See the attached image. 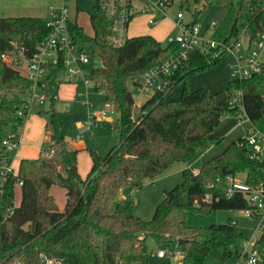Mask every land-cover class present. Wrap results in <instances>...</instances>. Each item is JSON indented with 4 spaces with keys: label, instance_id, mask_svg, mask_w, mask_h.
Listing matches in <instances>:
<instances>
[{
    "label": "trees",
    "instance_id": "16d2710c",
    "mask_svg": "<svg viewBox=\"0 0 264 264\" xmlns=\"http://www.w3.org/2000/svg\"><path fill=\"white\" fill-rule=\"evenodd\" d=\"M181 4L226 9L215 36L227 44L243 34L253 39L264 30V0H182ZM95 7L96 14L91 17L93 35L86 34L72 20L68 21V29L77 51L102 60V65L92 69L88 77L118 113L111 123L118 132V144L104 157L90 150L91 170L86 178L80 175L77 150L68 148L61 133L63 122L54 108L65 67L62 62L46 65L43 94L52 106L39 115L46 120L50 142L42 146L38 158L23 159L16 175H7L4 180L0 176V264H13L15 260L42 264L41 254L63 259L61 264H115L118 259L149 264L148 240L161 247L186 240L180 246L181 264H204L218 248L225 257L239 253L246 238L237 223L196 228L188 225L187 215L191 210L246 208L242 195L226 196L229 175H241L250 185L264 181V161L250 158L245 138L232 142L197 173L185 169L183 183L165 192L151 221L134 216L131 196L122 198L114 211L110 207L122 188L140 189L146 179L161 176L175 163L191 162L218 144L220 139L213 132L223 117H246L264 129V71L230 82L228 90L243 93L244 113L228 100L219 107L216 94L191 89L189 80L225 56L213 58L196 53L172 76L170 90L184 83L178 100H167L168 92H159L137 108L129 83L172 57L178 46L143 35L115 48L108 42L111 21L97 1ZM49 31L46 21L39 17L0 16V167L8 166L11 159V151L2 141L24 124L19 111L35 89L33 80L7 66L1 55L13 50L14 45L25 47L32 55ZM18 182H22V197L16 206ZM54 185L66 191L62 211L50 193ZM257 246L260 259L255 264H264V234Z\"/></svg>",
    "mask_w": 264,
    "mask_h": 264
},
{
    "label": "built area",
    "instance_id": "2783aa9c",
    "mask_svg": "<svg viewBox=\"0 0 264 264\" xmlns=\"http://www.w3.org/2000/svg\"><path fill=\"white\" fill-rule=\"evenodd\" d=\"M96 1L111 21L108 42L115 48L123 47L131 38L129 34L130 25L137 17L145 16L147 25L156 26L162 20L167 19L168 10L175 2V0ZM69 20L68 1L61 0L60 7H50V17L45 20L50 31L48 36L37 46L36 52L28 55V50L25 47L14 45L13 50L1 55L7 66L18 70L22 75L32 79L35 84L33 95L24 109L19 111V115L24 118L27 117L32 105L43 104L45 101L44 96L36 95V89L39 87L43 90L45 87L46 65L62 62L65 67L62 81L67 77L71 82L80 78L85 80L86 85L92 82L88 77L89 73L81 69L82 65L89 63L90 56L77 51L68 29ZM217 29L218 26L215 22L208 24L205 28L197 26L194 21L186 23L184 14L178 12L173 21L175 34L166 36V44L177 45L178 51L161 64L154 66L140 76L134 77L130 82L134 93L148 99L156 93L169 92L172 88V76L189 61L191 55L196 53L210 55L213 58L232 55L234 63L231 67L234 70L235 80L238 81H243L264 71V30L253 39L249 35L243 34L237 41L227 44L216 38ZM22 71H25L26 74H23ZM99 92L104 95L103 91ZM228 101L244 113L241 90L230 89ZM107 107H111V104L108 103ZM102 115L104 114L100 111L89 114L87 126L90 127ZM247 120L249 125L248 134L245 137V147L251 159L264 161V129L254 126L249 119ZM16 136V133H9L2 141L3 146L11 152L19 146ZM197 172L194 171V173ZM10 174H14V172L9 165L0 167L2 180ZM226 181L228 185L226 196L232 198L236 194H240L244 197L246 208L240 211L254 223L255 232L260 233L259 236H253L250 241L247 239L244 241L243 247L238 253V264H255L260 259L257 242L264 234V181L250 185L241 175H229ZM18 183L22 185V182ZM207 202L210 203L209 197ZM40 257L42 264H61L63 261V259H56L46 254H41ZM177 257L181 258L178 242L174 246L160 247L156 251L150 252L149 264H152V259H156L154 264H172V259ZM13 264L25 263L21 260H15ZM115 264L139 263H128L118 259Z\"/></svg>",
    "mask_w": 264,
    "mask_h": 264
},
{
    "label": "rangeland",
    "instance_id": "374dc122",
    "mask_svg": "<svg viewBox=\"0 0 264 264\" xmlns=\"http://www.w3.org/2000/svg\"><path fill=\"white\" fill-rule=\"evenodd\" d=\"M69 9V18L72 21L77 22L81 26L85 33L88 35L94 34V29L91 22V17L96 14V0H67ZM182 0H175L174 4L168 10L166 24L163 34L159 38H162L161 42L166 44L167 32L172 29V23L178 12L184 14V21L186 23L196 22V25L205 28L208 24L215 22L219 27L226 16V9L217 6H205L191 4L190 6L182 7ZM20 4L23 7L35 8L43 10L41 13L42 19L48 20L50 17V7L58 8L61 5V0H21ZM79 7V10L77 9ZM137 21L132 22L130 25V36L134 33L140 32L141 24L147 19L145 16H139ZM135 19V20H136ZM154 28L155 26H149ZM134 28V29H133ZM169 34H175L172 29ZM234 63L232 55L225 56L222 61L217 65L202 70L193 75L189 80V86L193 90L207 89L211 93L216 94L217 106H222L224 102L228 100V88L230 82L235 80L233 73L234 70L231 67ZM102 65L101 58L97 56L89 57V63L82 65L86 73H89L92 69L100 67ZM26 74L25 71H22ZM75 85L78 88L77 97L73 101L64 100L56 93V102L54 104L55 110L59 113V119L63 122L62 135L69 143L74 139V136L82 133V141L87 144L89 150H95L101 157H104L115 145L118 144V132L111 128V122H108L106 118L111 117L114 120L118 118V113L114 107H107L106 97L97 91L94 87V83L90 82L85 84L83 78L78 79L75 82H71L68 78H64L60 84L62 86ZM184 83H178L167 94V100H178L181 97ZM129 89L133 93L136 107L139 108L141 104L146 101L145 96H138L133 91V86L129 83ZM59 90V89H58ZM58 94V95H57ZM36 95L39 97L44 96L43 90L39 87L36 89ZM51 104L45 99L43 104H34L30 107V113L36 109L48 111L51 108ZM102 112L99 119L100 123L92 125L91 130L87 126L88 114H94L95 112ZM112 121V122H113ZM248 120L243 117L237 116H225L221 119V123L213 132V136L219 138L220 141L215 146L211 147L207 152L202 155H197L191 162H178L172 165L164 174L155 179H146L143 183V187L136 189L130 186L122 188L115 202L111 205L110 210L114 211L117 203L122 199L120 196H131L134 199L133 214L136 218L143 221H151L157 206L164 200L165 192L170 191L176 186L180 185L184 181L183 171L185 169H200L202 165L221 154L232 142L237 141L240 138H245L248 134ZM21 128V127H20ZM68 145V144H67ZM13 154V153H12ZM52 196L58 206V203L62 204L64 201V190L60 186L54 185L52 187ZM21 200V188L17 183L15 187V202L19 204ZM229 221H236L237 226L243 232L245 238L250 241L253 236H259L260 233L255 232L254 223L246 218L242 211L231 210H213L208 212H198L191 210L187 215V223L191 227L207 228L211 225H222ZM148 246L151 252L156 251L161 247L153 240H148ZM156 262V259H152V264ZM239 255L233 253L231 257H225L222 249H214L204 264H238ZM172 264H181V258H173Z\"/></svg>",
    "mask_w": 264,
    "mask_h": 264
},
{
    "label": "crops",
    "instance_id": "0c3cea01",
    "mask_svg": "<svg viewBox=\"0 0 264 264\" xmlns=\"http://www.w3.org/2000/svg\"><path fill=\"white\" fill-rule=\"evenodd\" d=\"M20 1L21 0H0V16H3V17L30 16V17L42 18L41 13L44 12L43 10L41 11L35 8H27L26 6L23 7L24 5L20 4ZM135 21H137V19L134 20L133 22ZM165 24H166V19L162 20L154 28H149L145 20L141 24L140 32L134 33L133 35H131V38L137 37V36H143V35H150L161 42L162 38H159L158 35L161 36L163 32L165 31L164 30ZM172 29H173V23H172ZM172 29H170L167 33L169 34ZM58 89L59 90H57V93L59 94V97L61 96V98L64 100L73 101V99L77 97L78 88L73 84H70V86H65L63 88L62 86L61 87L59 86ZM40 111L42 110L36 109L33 113L32 112L30 113V109H29V112H28L27 117L25 118L24 124L21 126L18 132H16L17 134L16 137L19 141V146L16 150L11 152V159L9 161V166L12 168L15 175L18 173L20 163L23 159L38 158L41 152L42 146L50 142V135L49 133H47V130H46L47 123H46V120L39 115ZM99 119L95 120L92 125H96L97 123H100ZM106 120L111 123L113 121L111 117L106 118ZM92 125L89 127L90 130H91ZM82 138H83L82 133L75 135L74 139L71 140L69 143H67L68 144L67 146L71 150H77L78 171L83 178H86V176L89 174L91 167H92V159L90 156V150L88 149L87 144L82 141ZM194 171H199V169H194L193 172ZM19 186L21 188V197H22V187L21 185ZM52 187L50 189L51 195H52ZM64 196L65 197H64V201L62 202V204L58 203V208L61 211L64 210L65 205H66V191L65 190H64ZM124 197L125 195H122L120 196V199ZM15 205L19 206L20 203L16 204L15 202Z\"/></svg>",
    "mask_w": 264,
    "mask_h": 264
},
{
    "label": "water",
    "instance_id": "95a60500",
    "mask_svg": "<svg viewBox=\"0 0 264 264\" xmlns=\"http://www.w3.org/2000/svg\"><path fill=\"white\" fill-rule=\"evenodd\" d=\"M202 7H204V4H202ZM141 117H142V114L136 116L135 121H138ZM185 243H186V240H183V239L178 241L179 246H183Z\"/></svg>",
    "mask_w": 264,
    "mask_h": 264
}]
</instances>
